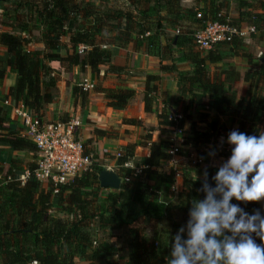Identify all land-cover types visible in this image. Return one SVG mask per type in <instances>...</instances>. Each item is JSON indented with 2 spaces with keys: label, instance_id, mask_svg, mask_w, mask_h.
Wrapping results in <instances>:
<instances>
[{
  "label": "trees",
  "instance_id": "obj_1",
  "mask_svg": "<svg viewBox=\"0 0 264 264\" xmlns=\"http://www.w3.org/2000/svg\"><path fill=\"white\" fill-rule=\"evenodd\" d=\"M6 1L0 0V4ZM193 3L190 8L183 7L181 0H16L11 3L12 14L0 15V26L7 24L14 33H0V47L5 50L0 66L4 64L12 69L15 84L8 91L10 105H0V144L12 151L34 153L33 145L19 136V130L9 131L11 107L20 103L42 121L44 108L53 101L51 90L62 74L68 77L79 66L88 68L95 77L120 76L124 67L118 58L124 56L129 42L141 45L145 54L155 48L160 61L158 70L171 74L178 83L177 95L185 103L181 118H173L165 105L155 111L157 131L164 137L172 130L182 132L183 122L190 121L187 110L227 115L232 123L229 127L256 134L264 117V63L260 62L263 54L255 59L240 37L200 50L193 43V34L206 23H217L233 31L244 26L253 28L254 33L264 35V0H193ZM187 21L195 26V31L182 28ZM17 33L23 37H17ZM31 43H39L42 48L29 49ZM79 46L85 49L77 52ZM232 58H241L244 64L226 62ZM101 67L103 71L99 70ZM240 70H243L244 89L237 95L230 85L240 79ZM3 71L0 68V79L6 76ZM139 76L144 78L142 109L148 113L158 77L146 73ZM68 88L66 82V91ZM71 92L80 102L90 92L100 94L106 106L113 110L123 109L134 94L126 87L101 88L100 85L89 91L75 87ZM198 120L204 124L203 128L190 122L179 145L211 148L196 155L205 166L181 170V176L187 178L179 194L184 193V203L177 200L173 206L169 200L178 170L159 171L170 158L167 141L148 145V155L141 157L140 171L134 177L131 176L136 167L134 145L119 148L114 171L120 180L117 189L99 187L97 176L102 169L96 164L56 186V192L50 185L43 187L33 179L22 183L14 180L15 167L11 164L6 175L0 176V264L32 261L118 264L113 257L124 248L128 249V264L165 263L171 250L169 239L186 224L190 201L203 199L198 189L204 170L207 169L210 182L214 175L208 166L209 151L217 149L221 137L227 140L229 127L226 129L215 120L204 121V116ZM123 122L139 125L136 119ZM90 133L96 139L109 137L96 129ZM224 147L227 152L218 156L231 155V146L224 143L222 150ZM82 153L90 151L82 145ZM125 164L127 168L123 167ZM189 173L199 174L201 178H191ZM157 193L161 194V200H157ZM232 202L239 203L249 213L253 209L264 212V202Z\"/></svg>",
  "mask_w": 264,
  "mask_h": 264
},
{
  "label": "crops",
  "instance_id": "obj_2",
  "mask_svg": "<svg viewBox=\"0 0 264 264\" xmlns=\"http://www.w3.org/2000/svg\"><path fill=\"white\" fill-rule=\"evenodd\" d=\"M14 0H7L6 2L0 4V15L1 14H12V9L10 4ZM78 1H91V0H78ZM220 1V0H217ZM181 5L185 8H190L194 6L193 0H181ZM199 14V13H198ZM231 16L234 17L235 13L232 11ZM182 28L187 30L195 31V26L190 22L183 23ZM245 27V26H244ZM0 33H7L13 35V31L8 27L7 24H2L0 26ZM37 35L36 32H33ZM17 37H23V34H16ZM244 41V40H243ZM245 43V42H244ZM246 44V43H245ZM82 47V46H81ZM29 49H41L42 45L39 43H31L28 46ZM85 48L83 47V50ZM4 48L0 47V59L4 60ZM124 56H119V61L123 64L124 70L120 76L106 75L95 77L90 73L89 69L79 66L72 70L70 75L62 74L59 77L58 82H56L54 88L51 90L52 103L44 108L42 121L44 123H71L74 125L73 134L77 141H79L83 146L89 147L92 159L97 158L96 163L102 169V171H114L112 167L115 166V155L119 153V148L126 145H134L133 155L135 157V165L139 166L141 157H146L148 155V145L150 143H157L161 141H167L165 137H161L160 133L157 131L155 111L160 109L162 105L167 106L170 110L175 112V117L181 118L182 110L185 106L182 100L177 95L178 83L172 78L171 74L160 72L158 70L160 61L157 56L156 49H152L149 53L145 54L144 49L141 45H137L129 42L124 48ZM228 63L240 66L244 64L241 58H232ZM161 64H164L162 62ZM220 65L218 64V67ZM0 68L4 69L5 77L0 79V105L3 102H7L10 105V100L8 97V91L15 84V74L12 69L8 66L2 64ZM100 71L104 70V67L99 68ZM141 73H146L149 75H156L158 77V82L156 85V92L153 95L154 101L150 108V112L144 113L142 109V95L144 89V78L139 76ZM243 70H240V79L230 85V89L235 91L237 95L241 94L244 89V84L241 80ZM138 75V76H137ZM86 81L88 84L100 85L101 88H114V87H126L133 90L134 94L132 98L127 100L126 105L121 110H113L106 106V101L101 97L100 94L91 93L88 100L85 102H80L77 96H73L71 90L81 82ZM69 84V88L66 91L65 83ZM93 89V88H92ZM22 105L17 103L15 106L11 107L8 118V129L9 131L19 130L20 135V124L18 119L14 114V109H20ZM187 115H190V121L183 122V130L186 132L188 130L190 122L195 123L197 126L203 128L204 124L198 123V117L204 116V121L215 120L220 124H223L226 129L232 125L231 119L227 115L217 116L213 112L202 113L193 112L187 110ZM136 119L139 123L138 126H131L125 124L126 120ZM96 129L103 131L109 135L107 138L96 139L90 131ZM260 130H264V117L262 118L257 133ZM149 136L150 140L147 139ZM175 138L178 143L179 149H185L179 145L180 135ZM182 136V135H181ZM227 141V140H226ZM225 141V143H226ZM168 142V141H167ZM219 145V143H217ZM192 147V146H189ZM196 155L202 151H206L211 148L209 146L200 147L193 146ZM218 147V146H216ZM110 157V161L106 162V158ZM104 159V160H103ZM108 160V159H107ZM105 161V163H104ZM175 161L168 163L166 169H159V171L166 172L168 168H175ZM108 163V165L106 164ZM219 163L218 154L216 157L209 158L208 164L214 170V175L217 171V165ZM13 164L15 167L13 172V179L20 181L21 183L25 180L32 179L31 174L33 172L34 164V154L27 151H12L6 145L0 144V176L6 175L9 166ZM115 173V172H114ZM177 174V173H176ZM191 178L199 179L201 176L198 174L189 173ZM213 175V176H214ZM117 176V175H116ZM182 177V176H181ZM180 189L177 193V188L172 189V198L169 200L170 205H175L176 201L179 200L184 203V193L179 196L184 189V185L187 181L186 177L181 178ZM176 181H174L175 183ZM39 185H41L39 183ZM41 186L46 187L45 184ZM174 186V184H173ZM172 186V188H173ZM157 200H161V194L157 193ZM257 202V203H262ZM48 213H51L48 211ZM148 233V232H147ZM128 249L124 248L120 253L113 257V261L118 264H128L127 263ZM117 257L119 258L117 260Z\"/></svg>",
  "mask_w": 264,
  "mask_h": 264
},
{
  "label": "clouds",
  "instance_id": "obj_3",
  "mask_svg": "<svg viewBox=\"0 0 264 264\" xmlns=\"http://www.w3.org/2000/svg\"><path fill=\"white\" fill-rule=\"evenodd\" d=\"M224 143L221 137V149ZM226 143L230 157L218 163L211 182L204 170L203 199L190 201L186 224L169 239L165 264H264V212L232 202L264 201V130L249 135L233 129ZM216 155L215 148L208 153Z\"/></svg>",
  "mask_w": 264,
  "mask_h": 264
},
{
  "label": "built area",
  "instance_id": "obj_4",
  "mask_svg": "<svg viewBox=\"0 0 264 264\" xmlns=\"http://www.w3.org/2000/svg\"><path fill=\"white\" fill-rule=\"evenodd\" d=\"M243 29L254 32L253 28L243 27ZM243 29L233 31L225 25L206 23L194 32L193 43L197 49L208 50L219 43L229 42L232 37L243 38L245 34ZM82 50L83 47L79 46L77 52ZM77 87L81 91H89L92 90L93 85L83 81ZM3 105L8 104L3 102ZM14 114L21 127V137L26 138L35 149L33 153L35 168L31 177L37 183L50 185L53 192H56V186L71 181L75 176L89 169L92 155L82 153V144L75 139L73 134V124L44 123L29 114L24 108L14 109ZM233 129V126L229 127L227 132L229 133ZM179 134H181L179 130H174L172 138L168 140L170 158L165 163L174 161L173 157L179 150L175 138ZM226 152L227 147H224L222 153ZM229 157L230 155L219 156V162L227 160ZM117 158L118 154L115 155V159ZM191 164L202 166L203 163L195 158ZM123 167L127 168L128 166L125 164ZM139 171L140 167L133 168L131 176H136ZM30 264H36V262L32 261Z\"/></svg>",
  "mask_w": 264,
  "mask_h": 264
},
{
  "label": "rangeland",
  "instance_id": "obj_5",
  "mask_svg": "<svg viewBox=\"0 0 264 264\" xmlns=\"http://www.w3.org/2000/svg\"><path fill=\"white\" fill-rule=\"evenodd\" d=\"M14 1H16V0H14ZM106 1L110 2V0H106ZM242 29H243V27H242ZM243 30H245V29H243ZM243 40H244V42L247 45L248 52H250L254 56L255 59H256V57L258 55L264 54V35H262V34L258 35L257 33L249 32V31L245 30V34H244ZM91 93L92 92L87 94V97L85 98V102L88 100L89 97H91L90 96ZM170 113H171L172 116H175V112L174 111L170 110ZM173 133H174V130L169 132L168 136H165V137H167V139L169 140L170 138H172ZM160 135H161V137H164L162 134H160ZM179 135H180V138L185 135V132H184L183 128H182L181 134H179ZM177 137L179 138L178 135H177ZM217 146H219V145H217ZM194 149L195 148L193 146L192 147H185V149H181V150L179 149L177 154L173 157L174 161L176 160V162H174V164H175V168L174 169L178 170V172L176 171V173H177L175 175V181L176 182L174 183V186H173L172 189L177 188V193H178V191L180 189V184H181V181H182L181 180V178H182L181 177V172H182L181 170L185 169V167L194 166V165L191 164V161L194 160L195 158H197L196 153L194 152ZM85 150L86 151H88V150L90 151L89 147H85ZM221 152H222V149L220 147H217V154L220 155ZM109 159H110V157H107L106 158V162H109L110 161ZM96 160H97V158L92 159V163L91 164L92 165L93 164L97 165ZM104 163H105V161H104ZM106 164L108 165V163H106ZM167 165H168V163H164L161 166V169H166ZM203 166H205V165L202 164V166L200 165L199 167L201 168ZM209 166H211V165H209ZM33 167L35 168V164H33ZM114 168L115 167H112L113 171H114ZM147 234H149V232ZM112 241H113V238H112ZM118 259L119 258L117 257V260Z\"/></svg>",
  "mask_w": 264,
  "mask_h": 264
},
{
  "label": "water",
  "instance_id": "obj_6",
  "mask_svg": "<svg viewBox=\"0 0 264 264\" xmlns=\"http://www.w3.org/2000/svg\"><path fill=\"white\" fill-rule=\"evenodd\" d=\"M260 62L264 63V54L260 58ZM97 181L99 183V187L104 189H117L120 184L119 178L112 171H102L97 176Z\"/></svg>",
  "mask_w": 264,
  "mask_h": 264
}]
</instances>
